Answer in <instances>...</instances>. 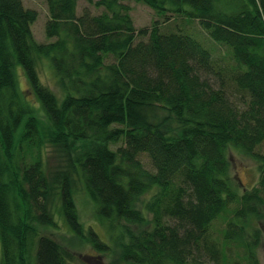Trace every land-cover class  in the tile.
I'll use <instances>...</instances> for the list:
<instances>
[{"label": "trees", "instance_id": "1", "mask_svg": "<svg viewBox=\"0 0 264 264\" xmlns=\"http://www.w3.org/2000/svg\"><path fill=\"white\" fill-rule=\"evenodd\" d=\"M45 1L49 43L37 11L0 0V264L74 263L50 235L60 226L108 264H261L264 0H137L164 18L142 29L129 0H86L102 11L80 16V0ZM44 58L62 98L41 81ZM230 147L257 161V186L241 191ZM77 176L111 243L81 222Z\"/></svg>", "mask_w": 264, "mask_h": 264}, {"label": "rangeland", "instance_id": "2", "mask_svg": "<svg viewBox=\"0 0 264 264\" xmlns=\"http://www.w3.org/2000/svg\"><path fill=\"white\" fill-rule=\"evenodd\" d=\"M24 6L27 9H32L38 12V19L32 26L33 34L37 42L39 43H49L53 39H48L46 34V25L49 20V9L48 4L45 0H23ZM128 5L132 7V16L137 29L151 28L154 22L160 21L163 23L164 18L159 17L156 11L144 2H139L137 0H129ZM85 8H90L94 14L101 13L102 10H97L94 6H91L86 0H80L78 5V14L82 15ZM176 21L179 22L182 19L174 16ZM194 33L199 36L198 38L203 41L209 48L213 49L214 55L218 56L219 50L217 51V43H215L208 34L201 29L198 25L194 27ZM221 54V53H220ZM39 74L41 81L44 85L52 89L60 98L64 96L63 91L60 89L57 79L54 75L52 64L49 58H44L39 61ZM17 78L19 83V88L27 103L36 109L40 108V104L36 96L32 93L30 83L22 67L17 69ZM122 145V144H120ZM115 149H118V146ZM55 148L49 147L44 150V160L46 162L47 171L50 173L58 165V160L55 154ZM264 153V145L258 150ZM229 157L231 160L232 174L236 178L241 191H246L247 189H252L257 186L260 178L259 164L257 161L246 155L240 149L235 147L229 148ZM146 168L154 171L152 161L150 157L146 154L140 156ZM50 168V169H49ZM75 201L77 204L79 216L81 222L85 225L87 229L93 228L96 230L101 238L108 243H111L110 236L106 228L100 221L96 205L92 200L90 194L88 193L83 179L80 176L76 177V189H75ZM147 199V198H146ZM56 220L60 221V215L56 208H53ZM221 222L217 223V231ZM262 229V242L260 248L258 249V255L261 264H264V221L261 222ZM50 230V229H49ZM54 238L63 243L68 249H70L76 256V261L72 264H108L111 263V258L102 257L99 253L87 242L74 238L70 235L67 227L60 226V230H53L50 232Z\"/></svg>", "mask_w": 264, "mask_h": 264}]
</instances>
